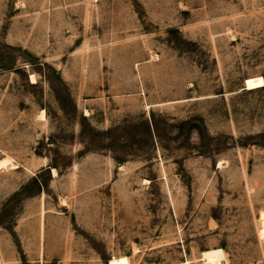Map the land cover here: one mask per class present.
I'll list each match as a JSON object with an SVG mask.
<instances>
[{
  "label": "rangeland",
  "instance_id": "obj_1",
  "mask_svg": "<svg viewBox=\"0 0 264 264\" xmlns=\"http://www.w3.org/2000/svg\"><path fill=\"white\" fill-rule=\"evenodd\" d=\"M264 0H0V264H264Z\"/></svg>",
  "mask_w": 264,
  "mask_h": 264
},
{
  "label": "bare ground",
  "instance_id": "obj_2",
  "mask_svg": "<svg viewBox=\"0 0 264 264\" xmlns=\"http://www.w3.org/2000/svg\"><path fill=\"white\" fill-rule=\"evenodd\" d=\"M264 87V79L261 77L249 78L245 80V90L247 91H255ZM7 162H0V169L7 168ZM260 228L264 235V212L260 215ZM109 264H130L129 259L127 257L121 258H113Z\"/></svg>",
  "mask_w": 264,
  "mask_h": 264
}]
</instances>
